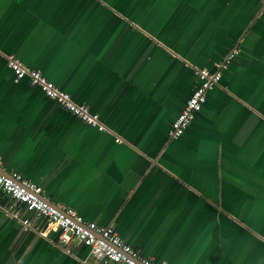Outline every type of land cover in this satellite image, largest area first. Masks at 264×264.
<instances>
[{"label":"crops","instance_id":"1","mask_svg":"<svg viewBox=\"0 0 264 264\" xmlns=\"http://www.w3.org/2000/svg\"><path fill=\"white\" fill-rule=\"evenodd\" d=\"M233 51L184 133L199 81ZM39 71L105 130L26 78ZM115 138L120 141L116 142ZM0 159L155 264H264V2L0 0ZM0 210V264H81Z\"/></svg>","mask_w":264,"mask_h":264},{"label":"built area","instance_id":"2","mask_svg":"<svg viewBox=\"0 0 264 264\" xmlns=\"http://www.w3.org/2000/svg\"><path fill=\"white\" fill-rule=\"evenodd\" d=\"M232 56L233 51L227 53L213 64L212 70L193 67L199 83L171 122L168 132L170 138H178L184 133L204 104L207 92L219 83L221 72ZM6 64L13 72L15 80L26 78L30 85L37 87L68 113L89 126L105 130L96 114L90 113L85 105L75 103L68 93L39 71L24 66L13 56H6ZM115 141L120 140L115 138ZM0 210L36 232L38 236L46 238L51 232H55L58 244L67 254L73 255L76 244L87 246L89 257L81 264H155L152 259L144 257L125 243L112 226H100L85 220L74 209L64 204L46 201L39 185L26 179L17 170H5L1 159Z\"/></svg>","mask_w":264,"mask_h":264},{"label":"water","instance_id":"3","mask_svg":"<svg viewBox=\"0 0 264 264\" xmlns=\"http://www.w3.org/2000/svg\"><path fill=\"white\" fill-rule=\"evenodd\" d=\"M44 199L50 203V201H49V200H47L46 198H44Z\"/></svg>","mask_w":264,"mask_h":264}]
</instances>
